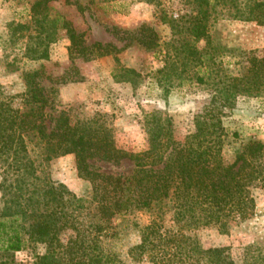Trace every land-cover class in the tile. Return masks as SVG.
<instances>
[{"label":"trees","instance_id":"1","mask_svg":"<svg viewBox=\"0 0 264 264\" xmlns=\"http://www.w3.org/2000/svg\"><path fill=\"white\" fill-rule=\"evenodd\" d=\"M51 1L36 0L31 7L40 32L59 23L49 16ZM191 2L195 13L164 22L178 36L187 33L180 47L182 65L187 71L190 66L198 70L192 77L210 86L212 96L194 116L193 132L181 140L170 117L156 111L144 113L146 147L138 153L117 147L99 117L73 122L64 112L52 116L38 70L24 75L19 107L0 98V264H233L224 248L204 249L194 233L213 227L227 234L252 214V190L264 189V143L249 141L231 163L225 162L221 121L223 109L231 107L239 93L251 92L258 80L264 82V61L252 57L240 77L212 76L205 62L213 57L198 52L195 44L204 41V49L211 45L209 24L217 10H228L233 20L264 25V1ZM61 28L70 59L119 51L100 43L86 46L68 22L62 21ZM35 39L39 42L30 51L31 59H47V47ZM134 41L147 50L160 46L157 34L146 27ZM178 50L174 48L175 62ZM138 77L124 70L114 78L135 87ZM64 155H73L78 177L90 183L87 195L78 196L46 177L48 161ZM123 161L132 164L128 174L103 173L93 166ZM131 230L138 241L123 251L121 241ZM29 250L30 262L16 260Z\"/></svg>","mask_w":264,"mask_h":264},{"label":"rangeland","instance_id":"2","mask_svg":"<svg viewBox=\"0 0 264 264\" xmlns=\"http://www.w3.org/2000/svg\"><path fill=\"white\" fill-rule=\"evenodd\" d=\"M35 1L0 0L1 99H9L13 107H19L24 75L38 70L52 107L49 106L48 113L56 116L64 112L73 122L99 117L111 129L116 146L126 152L138 153L146 147L142 130L144 113L156 111L170 117L177 140L193 132L194 116L208 104L212 88L195 82L192 76L197 69L190 66L188 71L184 70L180 47L183 37L187 41V33L178 36L164 22L195 13L191 0H55L48 4L49 16L59 23L45 32H40L32 18ZM217 11L209 24L211 45L204 49V41H198L195 46L198 52L205 50L213 57L205 62L212 76L240 77L252 57L264 61V25L233 20L228 10ZM62 21L82 35L86 46L100 43L119 51L70 59ZM142 27L157 34L160 44L157 49L147 50L134 41ZM49 36L54 40H46ZM35 37L47 47L45 60L31 59L30 51L39 42ZM176 47L177 62L173 58ZM124 70L139 75L135 87L116 82L115 75L120 76ZM221 121L226 131L225 162L231 163L236 151L249 141L264 143V82L258 80L251 92L239 93L233 105L223 109ZM93 166L108 174H128L132 169L129 161L118 165L95 162ZM2 172L0 166V183L4 179ZM44 172L51 181L78 196L90 191V183L77 175L73 155L52 158ZM2 195L0 189V209ZM252 196V214L232 226L227 234H220L213 227L194 233L204 249L224 248L233 264H264V189L254 188ZM137 241L135 231H129L121 241V250ZM32 256L29 250L18 254L16 260L30 262ZM125 264L148 263L144 260Z\"/></svg>","mask_w":264,"mask_h":264}]
</instances>
